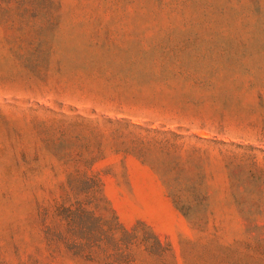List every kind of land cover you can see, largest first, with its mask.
Instances as JSON below:
<instances>
[{
  "label": "rangeland",
  "instance_id": "1",
  "mask_svg": "<svg viewBox=\"0 0 264 264\" xmlns=\"http://www.w3.org/2000/svg\"><path fill=\"white\" fill-rule=\"evenodd\" d=\"M76 116L210 139L190 142L204 205L185 216L164 154L102 130L105 200L160 244L62 239L64 163L99 140ZM0 264H264V0H0Z\"/></svg>",
  "mask_w": 264,
  "mask_h": 264
},
{
  "label": "trees",
  "instance_id": "2",
  "mask_svg": "<svg viewBox=\"0 0 264 264\" xmlns=\"http://www.w3.org/2000/svg\"><path fill=\"white\" fill-rule=\"evenodd\" d=\"M84 124L90 127L91 132L99 140L96 152L85 161L65 162L68 169L64 181L61 183L63 191L62 201L57 206V214L65 221L68 228L62 239H84L85 241H118L117 239L137 238L147 239L152 237L157 244L159 238L153 231L145 232L138 236V226L147 227L138 221L132 229H126L120 225L117 217L103 196V188L100 177L92 171L93 162L103 157V138L107 135L126 153H133L143 157L147 151L160 150L164 154L161 164L163 169V182L168 195L175 206L189 217L196 206L204 205L207 195L200 191L203 182L198 172V163L204 152L201 147L191 144V139L209 141L210 139L193 134L186 135L175 130H161L152 127H143L124 118L103 116L102 119H85L76 116L70 121V125ZM128 129V131H126ZM197 164V165H196ZM195 172V175L193 171ZM187 171L188 175H181ZM173 173L175 175H173ZM104 201L111 213L110 218L98 214L100 203ZM248 215L245 220L250 222L249 210L244 211ZM148 228V227H147ZM120 232L116 236V232ZM117 237V238H116ZM88 253H92L90 250Z\"/></svg>",
  "mask_w": 264,
  "mask_h": 264
}]
</instances>
